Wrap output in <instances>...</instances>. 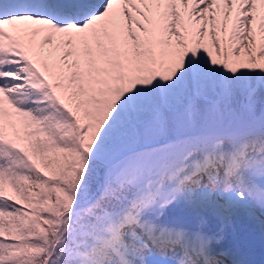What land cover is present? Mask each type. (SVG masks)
Here are the masks:
<instances>
[{
    "label": "snow or ice",
    "instance_id": "obj_1",
    "mask_svg": "<svg viewBox=\"0 0 264 264\" xmlns=\"http://www.w3.org/2000/svg\"><path fill=\"white\" fill-rule=\"evenodd\" d=\"M0 264H264V0H0Z\"/></svg>",
    "mask_w": 264,
    "mask_h": 264
},
{
    "label": "rangeland",
    "instance_id": "obj_2",
    "mask_svg": "<svg viewBox=\"0 0 264 264\" xmlns=\"http://www.w3.org/2000/svg\"><path fill=\"white\" fill-rule=\"evenodd\" d=\"M235 220H236V218H235ZM245 222L244 223H241V219L238 221V220H236V221H234V227L238 230V231H244V230H246V229H248L249 227H245Z\"/></svg>",
    "mask_w": 264,
    "mask_h": 264
},
{
    "label": "bare ground",
    "instance_id": "obj_3",
    "mask_svg": "<svg viewBox=\"0 0 264 264\" xmlns=\"http://www.w3.org/2000/svg\"><path fill=\"white\" fill-rule=\"evenodd\" d=\"M257 216L259 217V213H257ZM241 219V223H244V222H248L251 224V222L246 218V217H243V216H239L236 218V220H240ZM250 224H247V226H250Z\"/></svg>",
    "mask_w": 264,
    "mask_h": 264
}]
</instances>
